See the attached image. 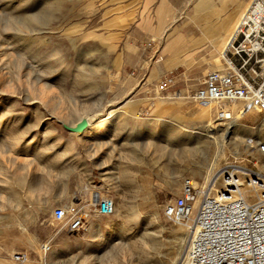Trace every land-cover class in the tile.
<instances>
[{"label":"rangeland","instance_id":"rangeland-1","mask_svg":"<svg viewBox=\"0 0 264 264\" xmlns=\"http://www.w3.org/2000/svg\"><path fill=\"white\" fill-rule=\"evenodd\" d=\"M246 1L242 13L251 0ZM161 2L174 15L183 13L175 25L190 17L188 0H0V264H15L16 251L28 255L24 264H179L183 259L191 222L171 221L163 207L180 195L170 190L186 179L204 184L198 171L203 168L205 177L216 145L202 138V150L178 164L172 161L166 175L161 166L169 153L193 146L191 139H173L174 132L203 130L212 122L208 128L218 131L219 141L226 122H213L212 108L174 94L197 88L219 65V53L205 70L207 61L199 57L194 64L161 68L164 39L149 31L159 25ZM161 9L169 15L167 7ZM181 33L198 35L190 24ZM166 79L171 83L164 91L159 85ZM165 101L166 111L152 113ZM205 114L210 120L201 118ZM85 116L86 129L101 128L78 142L79 134L63 124L74 126ZM259 117L237 118L240 138L225 140L211 182L225 166L264 174V156L244 142L255 133L264 137V126L254 123ZM125 173L132 183L120 181ZM87 188L111 199L115 210L108 216L90 210L88 229L71 232L67 219L54 220L53 210L81 202L76 192Z\"/></svg>","mask_w":264,"mask_h":264},{"label":"built area","instance_id":"built-area-1","mask_svg":"<svg viewBox=\"0 0 264 264\" xmlns=\"http://www.w3.org/2000/svg\"><path fill=\"white\" fill-rule=\"evenodd\" d=\"M168 83L170 79L161 82L160 89L165 91ZM174 94L199 107L216 106L215 121L233 119V111L225 106L231 104L239 106V119L256 113L260 117L254 123L264 121V0H251L241 14L227 41L223 67L208 71L194 90ZM246 143L252 145L254 138ZM258 147L264 156V143ZM94 202L99 215L113 213L111 199L97 196ZM163 215L173 222H191L182 264H264V174L260 172L225 166L214 182L193 185L186 179L180 195L165 203ZM53 218L67 219L71 232L85 223L77 205L55 208ZM48 249L47 244L42 246L43 252ZM11 259L24 264L28 255L16 251Z\"/></svg>","mask_w":264,"mask_h":264},{"label":"crops","instance_id":"crops-1","mask_svg":"<svg viewBox=\"0 0 264 264\" xmlns=\"http://www.w3.org/2000/svg\"><path fill=\"white\" fill-rule=\"evenodd\" d=\"M192 1V3H191ZM191 5L190 8V17H185V21L181 25H175L183 17V13L179 16H176L172 13L170 6L161 2L157 9V21L158 26H149V31L151 32L150 36L163 38L164 43L161 46V55L164 56L163 64L161 65L164 70L170 67L179 66L180 64H194L197 63L199 57L202 61L205 62V68L209 67L210 62L214 63L216 60V54H218L226 40L228 39L230 33L232 32V27L236 21L239 20L244 4L246 0H188ZM249 3V2H248ZM167 7L169 9V15L165 16L166 11L160 10L162 7ZM162 16V17H161ZM239 16V17H238ZM163 25H162V24ZM229 23L227 30H223V25ZM237 23V22H236ZM192 25V27L198 31L197 36L192 34L184 35L181 33V28L186 25ZM236 25V24H235ZM138 27L139 24L137 25ZM151 41L155 39L149 38ZM186 43V44H185ZM202 51V53H201ZM204 53V54H203ZM199 54L204 55L200 57ZM175 56V58H173ZM164 66V67H163ZM132 102L131 100L127 103ZM167 102L159 103L154 106L152 113L161 114L167 110ZM214 112V110L210 111ZM209 114V112H208ZM201 117L206 119L207 115ZM202 121V120H199ZM134 127H137V123L134 122ZM197 125V124H196ZM196 128V127H195ZM84 139V138H82ZM87 140V139H85ZM84 140V141H85ZM83 141V140H77ZM144 146L140 147V150H144ZM145 162V159H143ZM143 165V163H142ZM145 166V165H144ZM126 167H134L133 163H127ZM201 168L198 175V178L204 180L203 171ZM145 171H142L144 174ZM129 174L125 173L121 175L122 183H132L133 180H130ZM181 191V186L176 185L170 190L173 194H177ZM72 192V191H69ZM79 198L82 199L81 202L77 203L79 209L83 211L84 214L90 210H95V202L93 200L94 195L102 197L96 189L82 190L81 192H76ZM75 195V194H74ZM68 222V220H64ZM88 229L87 221L85 220L84 225L77 232H83Z\"/></svg>","mask_w":264,"mask_h":264},{"label":"bare ground","instance_id":"bare-ground-1","mask_svg":"<svg viewBox=\"0 0 264 264\" xmlns=\"http://www.w3.org/2000/svg\"><path fill=\"white\" fill-rule=\"evenodd\" d=\"M238 21H237V23H238ZM237 23H236V25H237ZM236 25H235V27H236ZM228 27H229V23L223 25L222 28H223V30H227ZM235 27H234V29H235ZM234 29L230 33L228 39L230 38V36L233 33ZM228 39L226 40V42H225L222 50L219 52V59H218L219 60V65L216 66L214 69H221L223 67V64H222V61L221 60H223V53H224V50H225V47H226V44H227ZM225 106L229 107L233 111L234 116H233V119L232 120H230V121H228L226 123L225 131H223V133H221V137H220L221 139L219 141L216 138V134H217L218 131L216 129L214 130L213 128H210V129L208 128L209 124H211L212 122H207V124L203 127V130H200L199 128H190V127H188V128H180L179 130H177L176 132H174L175 135L172 136V137H174L173 139H178V138H180V140L182 138L183 139L184 138L185 139H189V140L191 139L194 143H193V146L190 149L189 148L178 149V151H176L175 153H169L168 156L165 157V160L167 161V165L164 164V165L161 166V170L160 171H162L163 174L166 175L169 172L168 169H169V167H171V164H173L172 161H175V163L178 164L179 162L182 161L183 156L187 155L189 152L194 151V150H202V144L204 146V145H206V143H204V141L201 140V139L202 138H205L206 140H209V141L213 142L216 145V151H215V153L213 155L212 162L206 168V175L203 178L204 179L203 180L204 184L211 183L212 179L216 176V173H217V170L214 171V166H215L214 163H216L215 161L219 157H221L223 155V153H224V145H225V143L227 141V138H229V142H231V143L232 142H235L237 139L240 138V135H239V133L237 131V123H236V120L239 117V115L237 113L238 110H239V106L237 104H231V105H225ZM233 106H236L237 109L236 110L233 109ZM211 108L214 110L213 122H215L216 108L217 107L214 106V105H209V106H206V107H202V109H208L209 111H210ZM81 119L87 120L88 126H90V120H89L88 117H86V116L85 117H81L79 120H81ZM206 119L207 120H210L209 115H207ZM260 124H261V126H264V121H262ZM104 127L107 128L106 126H104ZM112 127H114V125L113 126L108 125V128H112ZM100 128L101 127H96V128L93 127L91 129H84L82 132H79L78 133L79 134L78 135V140H81L82 138H89L91 136H95L98 133V131L100 130ZM251 137L254 138V143H252V145H248L246 143V139L247 138H245L244 139L245 146H255L256 145L257 146V150L260 152V149L258 147V143L259 142L264 143V137L261 138V135H259L258 133H255V135L254 136H251ZM173 175L175 177H178V175L180 176L181 174L178 171H174ZM217 178H218V176L215 178V180ZM188 180H190V179H188ZM190 181H191V183L193 185H195L192 180H190ZM214 187H215V185L213 184V188ZM97 196L98 195H94V198H93L94 201H96ZM112 209L115 210L114 209V205H113ZM177 223H179V222H177ZM186 229H187V232L190 233V237H191V235H192V227H191V224H189ZM189 241H190V238H189ZM188 246H189V242H188ZM188 246H187V249H188ZM187 249L185 250V254L187 252ZM181 254H182V246L180 248V252L178 254V257L176 258L178 261H180V259H181V256H180ZM185 254H184L183 259L180 261L179 264H182V262L184 261Z\"/></svg>","mask_w":264,"mask_h":264},{"label":"water","instance_id":"water-1","mask_svg":"<svg viewBox=\"0 0 264 264\" xmlns=\"http://www.w3.org/2000/svg\"><path fill=\"white\" fill-rule=\"evenodd\" d=\"M63 127L72 133H79L88 127V122L85 119H81L74 126L63 124Z\"/></svg>","mask_w":264,"mask_h":264}]
</instances>
